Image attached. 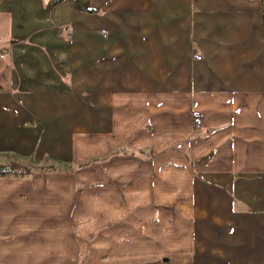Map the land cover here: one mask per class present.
Wrapping results in <instances>:
<instances>
[{"label":"crops","instance_id":"0c3cea01","mask_svg":"<svg viewBox=\"0 0 264 264\" xmlns=\"http://www.w3.org/2000/svg\"><path fill=\"white\" fill-rule=\"evenodd\" d=\"M49 110L85 167L0 177V264H264V0H1L0 145Z\"/></svg>","mask_w":264,"mask_h":264},{"label":"rangeland","instance_id":"374dc122","mask_svg":"<svg viewBox=\"0 0 264 264\" xmlns=\"http://www.w3.org/2000/svg\"><path fill=\"white\" fill-rule=\"evenodd\" d=\"M71 35V34H70ZM70 35H65L70 40ZM64 38V37H62ZM76 40L81 42L83 41V36H77ZM78 56L75 58H83V49L82 47L76 49ZM52 54V53H51ZM61 56V54L59 55ZM58 56V58H59ZM54 59H58L57 57H51ZM51 104L50 101H48ZM3 107V106H2ZM52 110H49L47 114L44 115V119L41 120L40 117L34 116L32 120L27 122V131L25 135H21L25 138L26 136V144H32L36 142V144L32 146H24L21 148H6L3 145H0V163L3 164H10V163H17L20 166H24L31 173L34 172H54V171H73L77 170L80 167H85V162L83 164H74L73 162H69L66 160L68 157V145H69V135L70 133L63 132L60 129V125L55 123V119H59L56 115L49 114ZM2 120V119H0ZM2 125V126H1ZM0 140H3V135L7 133L6 128H3L4 125L0 124ZM12 135L14 136L16 132H13ZM5 132V133H4ZM15 138L19 137V135H15ZM33 142H32V140ZM122 151V150H121ZM118 151V152H121ZM124 152V149H123ZM125 153L126 150H125ZM134 153V152H133ZM136 154V153H135ZM104 157H94L89 160L86 164L93 165L96 163H101ZM82 165V166H81ZM95 166V165H93ZM124 180H115V184H120ZM119 187V185H117ZM116 185L114 187H117ZM107 187V185H106ZM94 239V238H93Z\"/></svg>","mask_w":264,"mask_h":264},{"label":"trees","instance_id":"16d2710c","mask_svg":"<svg viewBox=\"0 0 264 264\" xmlns=\"http://www.w3.org/2000/svg\"><path fill=\"white\" fill-rule=\"evenodd\" d=\"M1 1V0H0ZM31 174V171L20 166L17 163L3 164L0 163V177H6L11 175H26Z\"/></svg>","mask_w":264,"mask_h":264},{"label":"built area","instance_id":"2783aa9c","mask_svg":"<svg viewBox=\"0 0 264 264\" xmlns=\"http://www.w3.org/2000/svg\"><path fill=\"white\" fill-rule=\"evenodd\" d=\"M194 57H195L196 60H202V58H203L201 54H195ZM194 124H195L196 128H199L202 125V119L200 117H198V116L195 117L194 118ZM177 148H179V149L182 148V144L181 143L178 144ZM98 186L99 187H103L104 184H99Z\"/></svg>","mask_w":264,"mask_h":264}]
</instances>
